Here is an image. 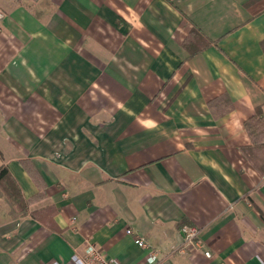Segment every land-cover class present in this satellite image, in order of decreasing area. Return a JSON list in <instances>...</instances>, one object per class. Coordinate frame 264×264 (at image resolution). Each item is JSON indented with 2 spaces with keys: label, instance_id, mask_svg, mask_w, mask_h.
Returning a JSON list of instances; mask_svg holds the SVG:
<instances>
[{
  "label": "crops",
  "instance_id": "crops-1",
  "mask_svg": "<svg viewBox=\"0 0 264 264\" xmlns=\"http://www.w3.org/2000/svg\"><path fill=\"white\" fill-rule=\"evenodd\" d=\"M0 10V168L31 200L21 214L0 191V264H73L89 243L149 264L128 229L156 264H264V174L243 151L264 112V0ZM185 226L200 246L180 252Z\"/></svg>",
  "mask_w": 264,
  "mask_h": 264
},
{
  "label": "trees",
  "instance_id": "trees-1",
  "mask_svg": "<svg viewBox=\"0 0 264 264\" xmlns=\"http://www.w3.org/2000/svg\"><path fill=\"white\" fill-rule=\"evenodd\" d=\"M245 128L251 139V144L243 148L244 154L251 165L258 172L264 174V112L262 107L257 108L255 115L246 121ZM0 191H3L6 197L18 207L21 214L28 213L31 200L24 199L7 167L0 168Z\"/></svg>",
  "mask_w": 264,
  "mask_h": 264
},
{
  "label": "built area",
  "instance_id": "built-area-1",
  "mask_svg": "<svg viewBox=\"0 0 264 264\" xmlns=\"http://www.w3.org/2000/svg\"><path fill=\"white\" fill-rule=\"evenodd\" d=\"M5 18V14L2 10H0V24L3 22ZM200 229L197 227L192 226H185L181 229V234L183 237V246L180 248V252H185V248L189 245L196 244L197 247L200 246L199 238H200ZM127 233L130 234L133 239L134 243L140 247L146 248L149 250L150 254L147 258L149 264H156L158 262V252L156 250L150 249L149 243L146 238L143 236H139L135 234L131 229L127 230ZM199 245V246H198ZM175 251V250H174ZM206 257H211L210 252L205 253ZM73 264H112V262L106 257L105 253L95 246L92 243H89L85 254L74 255L72 258Z\"/></svg>",
  "mask_w": 264,
  "mask_h": 264
}]
</instances>
